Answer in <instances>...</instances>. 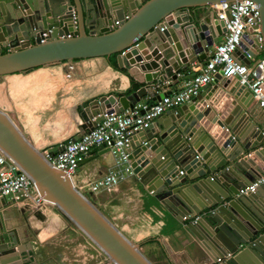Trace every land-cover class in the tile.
Segmentation results:
<instances>
[{"label":"water","instance_id":"water-1","mask_svg":"<svg viewBox=\"0 0 264 264\" xmlns=\"http://www.w3.org/2000/svg\"><path fill=\"white\" fill-rule=\"evenodd\" d=\"M234 1L239 0H0V76L115 55L118 68L126 69L139 87L85 107V126L91 128L100 121L101 109L122 111L145 95L161 99L164 93L154 95L153 88L167 81L176 84L182 68L204 60L222 35L213 6ZM252 1L260 13L264 56V0ZM248 40L255 41V36L248 39L245 33L234 53L245 64L255 52L241 53ZM259 112L250 91L219 72L191 102L157 117L127 146L133 175L160 205L173 214L200 215L185 227L220 264H264V182L240 192L264 176ZM147 132L153 137L148 139ZM145 137L149 142L143 144ZM0 150L103 256L105 262L99 264H155L2 111ZM259 159L262 165H257ZM176 166L186 175H179ZM1 239L0 264H22L19 239L14 230L5 231L0 218Z\"/></svg>","mask_w":264,"mask_h":264},{"label":"crops","instance_id":"crops-1","mask_svg":"<svg viewBox=\"0 0 264 264\" xmlns=\"http://www.w3.org/2000/svg\"><path fill=\"white\" fill-rule=\"evenodd\" d=\"M246 33L248 39L253 37L249 30ZM221 39L222 36L218 41ZM246 45L245 49H240L245 55V51L249 52L252 49L251 41L248 40ZM241 59L243 60L242 57ZM195 65L196 62L183 67L180 73L184 77L176 84L164 82L156 86V93L162 91L163 86L167 91L182 88L183 84L197 73ZM131 80L134 79L128 71L118 68L117 63L113 65L110 57L74 59L38 66L0 76V111L11 118L37 151L53 153L58 150L61 143L68 139H77L82 129H87L84 120L85 107L102 97L130 94L128 91L131 88ZM139 101L153 102L149 95H145ZM256 119L263 121L264 127L262 112H259ZM157 130L158 126L154 128V132ZM145 136L151 138L153 133L147 132ZM105 149L107 147L92 149L86 160L78 165L72 177L73 184L84 195L92 196L88 183L102 177L113 162L109 150L104 152ZM262 164V160L259 159L257 165ZM262 170L264 171V165ZM120 187L119 196H111L107 202L108 214L116 227L140 248L142 247L143 253L152 262L213 263V257L209 258L188 233L185 227L188 222L182 218L185 214L169 212L158 203L152 193L146 191L135 176L127 177ZM122 209L120 223L117 219ZM124 210H128L131 216L122 221L123 215L127 213ZM0 218L5 231L14 230L19 239L21 247L19 259L22 264H47L46 260H43L45 258H40L46 243L51 240L60 241L70 229L74 231L69 221L54 206L45 204L37 209L30 202L15 201L12 197L7 201L0 199ZM3 244L8 245V242ZM78 244L84 251H81L82 256L77 262L83 264L92 256L93 251H89L90 254L87 256L85 244L80 242ZM29 258H32V262H29ZM50 264H62V261Z\"/></svg>","mask_w":264,"mask_h":264},{"label":"built area","instance_id":"built-area-1","mask_svg":"<svg viewBox=\"0 0 264 264\" xmlns=\"http://www.w3.org/2000/svg\"><path fill=\"white\" fill-rule=\"evenodd\" d=\"M213 8L215 19L223 30L222 39L214 44L212 50H208L204 60L195 61L197 73L192 75L182 88L165 93L167 90L163 87L162 91L156 93L155 86L153 88L154 95L164 93L159 100L138 101L132 107L122 111L113 107L101 109V119L95 126L84 130L75 140L64 141L56 152H43V156L52 167L72 179L78 165L92 149L107 147L113 157L112 164L102 177L88 183L92 197L98 205L107 202L111 196H119L121 193L120 184L127 177L134 176L132 168L127 162L129 143L166 111L191 102L193 97L213 80L215 74L221 72V76L224 78L238 79L240 85L250 91L253 103L257 104L258 108L264 112V56L259 27L260 13L257 4L252 0H239L217 4ZM247 30L255 36V41L251 42L255 52L247 56L249 63L245 64L236 59L234 53ZM183 77V74H177L178 79L181 80ZM148 139L145 137L142 143L146 144L149 142ZM176 167L179 170V175H186L185 170L179 166ZM263 182L264 176L240 192L253 191ZM7 195H11L15 201L30 202L37 209L45 204L53 206L41 197L35 184L24 171L6 161L5 155L0 150V199ZM129 202L133 204V202ZM199 217L200 215L190 217L189 214H186L182 218L184 221H189L190 218L195 220ZM220 263L221 260L218 259L212 264Z\"/></svg>","mask_w":264,"mask_h":264},{"label":"rangeland","instance_id":"rangeland-1","mask_svg":"<svg viewBox=\"0 0 264 264\" xmlns=\"http://www.w3.org/2000/svg\"><path fill=\"white\" fill-rule=\"evenodd\" d=\"M122 183H121V185H122ZM86 196L89 197L92 201H94V203H96V205H98L96 200H94V197L88 196V195H86ZM107 202H105L106 204L104 203V204H100L98 206L100 207V209H102L111 218V216L108 214L109 213V204ZM124 211H127V213H125L123 215L122 221L127 220L126 218L131 216L130 212H128V210H124ZM121 212H123V209L118 213V219L117 220H119L120 223H121V219H122V215H120ZM128 213H129V215H128ZM70 226H71V228L74 229V231L72 229H70V231H68L67 233L64 234V238H62V240H60V241L57 240L56 242H53L51 240V242L46 243L45 248H44V252L42 251L40 258H42V259L45 258L43 260H46L47 264L55 263L56 261H62V264H78L77 260L82 256L81 251H84V249L81 250L79 248L78 243L80 242L81 244H85V246L87 247V249H85V252H87L86 253L87 256H89V254H90L89 251H93L91 253L92 256L90 258H88L87 260H85V262L83 264H99L101 262H105V259L103 258V256L91 244H89L84 237H82L80 235V233L77 231V229L74 228L71 224H70ZM141 249H142V247H141ZM142 251H143V249H142Z\"/></svg>","mask_w":264,"mask_h":264},{"label":"trees","instance_id":"trees-1","mask_svg":"<svg viewBox=\"0 0 264 264\" xmlns=\"http://www.w3.org/2000/svg\"><path fill=\"white\" fill-rule=\"evenodd\" d=\"M6 51H7L6 49L2 50L3 53H5ZM110 59H112V63L114 65L116 63L115 62V55H111ZM131 83H132L131 88L129 89L128 93L135 91L139 87V85L136 84L133 80H131Z\"/></svg>","mask_w":264,"mask_h":264},{"label":"clouds","instance_id":"clouds-1","mask_svg":"<svg viewBox=\"0 0 264 264\" xmlns=\"http://www.w3.org/2000/svg\"><path fill=\"white\" fill-rule=\"evenodd\" d=\"M186 215V214H185ZM214 263V262H213Z\"/></svg>","mask_w":264,"mask_h":264},{"label":"bare ground","instance_id":"bare-ground-1","mask_svg":"<svg viewBox=\"0 0 264 264\" xmlns=\"http://www.w3.org/2000/svg\"><path fill=\"white\" fill-rule=\"evenodd\" d=\"M72 180V179H71Z\"/></svg>","mask_w":264,"mask_h":264}]
</instances>
